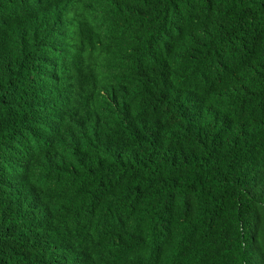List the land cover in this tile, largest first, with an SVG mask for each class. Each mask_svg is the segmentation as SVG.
<instances>
[{
  "label": "trees",
  "instance_id": "1",
  "mask_svg": "<svg viewBox=\"0 0 264 264\" xmlns=\"http://www.w3.org/2000/svg\"><path fill=\"white\" fill-rule=\"evenodd\" d=\"M0 264H264V0H0Z\"/></svg>",
  "mask_w": 264,
  "mask_h": 264
}]
</instances>
